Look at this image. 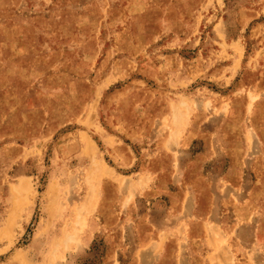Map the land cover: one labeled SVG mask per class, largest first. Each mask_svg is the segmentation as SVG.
I'll use <instances>...</instances> for the list:
<instances>
[{
	"label": "rangeland",
	"instance_id": "rangeland-1",
	"mask_svg": "<svg viewBox=\"0 0 264 264\" xmlns=\"http://www.w3.org/2000/svg\"><path fill=\"white\" fill-rule=\"evenodd\" d=\"M0 264H264V0H0Z\"/></svg>",
	"mask_w": 264,
	"mask_h": 264
}]
</instances>
